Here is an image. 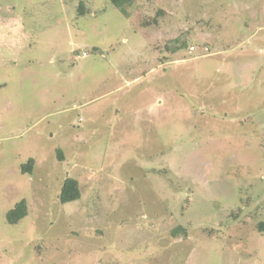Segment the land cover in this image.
Returning a JSON list of instances; mask_svg holds the SVG:
<instances>
[{"label": "rangeland", "instance_id": "1", "mask_svg": "<svg viewBox=\"0 0 264 264\" xmlns=\"http://www.w3.org/2000/svg\"><path fill=\"white\" fill-rule=\"evenodd\" d=\"M128 11L0 0V264H264V0Z\"/></svg>", "mask_w": 264, "mask_h": 264}, {"label": "trees", "instance_id": "2", "mask_svg": "<svg viewBox=\"0 0 264 264\" xmlns=\"http://www.w3.org/2000/svg\"><path fill=\"white\" fill-rule=\"evenodd\" d=\"M110 3L118 8L121 13L126 16L130 17L128 7H130L136 0H109ZM81 9L84 8L83 4H80ZM177 49H182L186 46L184 41H179ZM33 168V159H28V161L21 166V171L24 173H30ZM80 196V189H79V183L76 179L67 177L64 179L58 198L61 203H66L69 201H73L78 199ZM26 201L24 199L17 202L11 209H9L6 212V221L8 223H15L18 220H20L24 215L27 214L26 210ZM258 230L264 229V221H261L257 224ZM186 233L185 227L181 225H176L171 229V234H184Z\"/></svg>", "mask_w": 264, "mask_h": 264}, {"label": "crops", "instance_id": "3", "mask_svg": "<svg viewBox=\"0 0 264 264\" xmlns=\"http://www.w3.org/2000/svg\"><path fill=\"white\" fill-rule=\"evenodd\" d=\"M86 55V54H85ZM77 57H79V56H77ZM257 233H259V235H264V229H262V230H260V231H257ZM136 259V258H135ZM134 259V260H135ZM134 260H133V262H128V263H130V264H135V262H134ZM136 262H138V261H136ZM262 262H263V260H262ZM148 264V263H147ZM263 264V263H262Z\"/></svg>", "mask_w": 264, "mask_h": 264}, {"label": "built area", "instance_id": "4", "mask_svg": "<svg viewBox=\"0 0 264 264\" xmlns=\"http://www.w3.org/2000/svg\"><path fill=\"white\" fill-rule=\"evenodd\" d=\"M194 49H195L194 46H191L190 47V52L193 51ZM83 54L85 55L86 53L84 52Z\"/></svg>", "mask_w": 264, "mask_h": 264}]
</instances>
